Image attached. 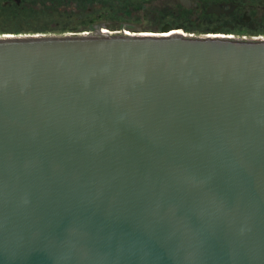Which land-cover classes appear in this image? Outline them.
<instances>
[{"label": "water", "instance_id": "obj_1", "mask_svg": "<svg viewBox=\"0 0 264 264\" xmlns=\"http://www.w3.org/2000/svg\"><path fill=\"white\" fill-rule=\"evenodd\" d=\"M104 27L0 34V264H264V37Z\"/></svg>", "mask_w": 264, "mask_h": 264}, {"label": "trees", "instance_id": "obj_2", "mask_svg": "<svg viewBox=\"0 0 264 264\" xmlns=\"http://www.w3.org/2000/svg\"><path fill=\"white\" fill-rule=\"evenodd\" d=\"M0 4V17L3 19L2 24H8L12 28L14 32L23 31L22 28L15 21V18L18 17H27L28 20L26 23L27 27L25 29L29 31L35 30H56L62 33L63 31H76L75 29L78 26L91 28L96 23H108L113 18V15L116 12L115 6H125V8L133 7L139 8L144 4L157 1V0H39L40 5L43 7H29L23 6L21 4L24 0H20V4H17L16 0L6 1L1 0ZM34 3L36 0H32ZM134 1V2H133ZM44 2H48L44 4ZM101 3L102 6L100 8H95V4ZM171 6H174L170 3ZM176 6V5H175ZM179 7L177 11V16H181L185 18V21L189 22L193 28L195 24L190 19L191 14L196 12L198 16V24H201L203 28L209 26L215 27L217 24L221 26L223 31H232L237 34H252L255 35L260 31H256L253 27L249 26V23L246 22L241 14H223L220 16L217 15H209L205 13V11H199L198 9ZM166 7H160V15L170 14ZM206 19V21L203 20ZM38 19V20H37ZM42 19V20H39ZM52 20L55 22L54 25H60L59 27H50L48 23H44L42 25H38L37 22H42L43 20ZM35 20V21H34ZM210 20V21H209ZM217 21L219 23H212V21ZM37 24V25H35ZM48 24V25H46ZM188 25V26H190ZM41 26V27H40ZM190 27H186L187 31ZM194 29V28H193ZM204 29H201V31ZM215 30V29H212Z\"/></svg>", "mask_w": 264, "mask_h": 264}, {"label": "rangeland", "instance_id": "obj_3", "mask_svg": "<svg viewBox=\"0 0 264 264\" xmlns=\"http://www.w3.org/2000/svg\"><path fill=\"white\" fill-rule=\"evenodd\" d=\"M6 1H12V0H6ZM17 4H20V0H16ZM134 2V1H133ZM2 3V1L0 0V4ZM48 2H44V4H47ZM195 2L192 3V6L190 8L192 9H198L195 7L196 3ZM21 4H23V6H29V7H43L40 5V1L36 0V2L34 3V1L32 0H24V2ZM168 4L167 6V10L170 12V14H163L160 15V7H163L162 5ZM102 6L101 3L99 4H95L94 7L95 8H100ZM181 6V5H180ZM116 8V12L113 15V18L108 21L107 25L106 23L104 28L106 29H110V30H121L123 28L124 24H134V25H139L142 30L144 31H160V28L164 25V24H168L171 25L172 27L175 26H179L180 29L184 30L185 32H190L193 34H203L206 32H221V33H229V34H233V35H246V36H264V8H259V7H254L251 8L250 10L247 11L246 15L248 17V19L246 20V22L249 23V26L253 27L254 30L256 31H260L255 35L252 34H237L236 32H232V31H223L221 29V26H218V24L215 27H211L208 25V27L203 28V26L201 24H198V16L196 14V12H194L193 14H191L190 19L194 20L193 22L195 23L192 26L190 25V23L187 21H185V18H182L181 16H177V11L179 9V7L176 6H171L170 2L168 0H157V1H152L149 3L144 4L142 7H137V8H133V7H128L125 8V6H115ZM183 7V6H181ZM28 18L27 17H18L15 18V21L18 23V25L22 28L23 31H19V32H14L12 30V28H8L10 27L8 24H2L3 23V19L0 17V34H7V33H35V32H51V33H55V32H59L56 30H47V31H42V30H35V31H29L27 29H25L27 27V22ZM38 20V19H37ZM42 20V19H39ZM204 20V18H203ZM35 21V20H34ZM204 21L207 22V20L205 19ZM210 21V20H209ZM55 22L49 19L43 20L42 22H37L38 25H42L44 23H48L50 27H59L60 25H54L53 23ZM103 23V22H100ZM212 23H219L217 21H212ZM46 24V25H48ZM97 24V23H96ZM37 25V24H35ZM190 25V26H188ZM91 26V25H90ZM90 26L87 27H81L78 26V28H76V31H87L89 32L92 28H89ZM41 27V26H40ZM186 27H190L187 31ZM201 29H204L201 31ZM215 29V30H212ZM63 32H71V31H63Z\"/></svg>", "mask_w": 264, "mask_h": 264}, {"label": "flooded vegetation", "instance_id": "obj_4", "mask_svg": "<svg viewBox=\"0 0 264 264\" xmlns=\"http://www.w3.org/2000/svg\"><path fill=\"white\" fill-rule=\"evenodd\" d=\"M172 5H181L179 0H168ZM195 2V7L200 11H205L209 15H227L231 13L241 14L242 18L246 21V13L248 10L254 7L264 8V0H190V5L185 8H190L192 3ZM194 3V4H195ZM233 4L234 6H231ZM163 7L168 6V4L162 5ZM214 6H218L227 10V12H219L218 14L214 11ZM261 37H264L263 35Z\"/></svg>", "mask_w": 264, "mask_h": 264}, {"label": "bare ground", "instance_id": "obj_5", "mask_svg": "<svg viewBox=\"0 0 264 264\" xmlns=\"http://www.w3.org/2000/svg\"><path fill=\"white\" fill-rule=\"evenodd\" d=\"M178 31H183L182 29H179ZM127 32V31H125ZM84 33H87V32H84ZM162 34H167L166 31H164Z\"/></svg>", "mask_w": 264, "mask_h": 264}]
</instances>
